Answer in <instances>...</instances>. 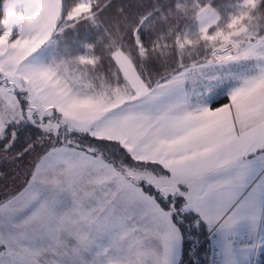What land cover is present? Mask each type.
<instances>
[{
    "label": "snow or ice",
    "instance_id": "snow-or-ice-1",
    "mask_svg": "<svg viewBox=\"0 0 264 264\" xmlns=\"http://www.w3.org/2000/svg\"><path fill=\"white\" fill-rule=\"evenodd\" d=\"M2 167L0 264H261L264 0H0Z\"/></svg>",
    "mask_w": 264,
    "mask_h": 264
},
{
    "label": "rangeland",
    "instance_id": "rangeland-1",
    "mask_svg": "<svg viewBox=\"0 0 264 264\" xmlns=\"http://www.w3.org/2000/svg\"><path fill=\"white\" fill-rule=\"evenodd\" d=\"M0 171L5 173L3 176H0V195H3L6 191H14L19 187L21 179L16 175V170L2 167Z\"/></svg>",
    "mask_w": 264,
    "mask_h": 264
},
{
    "label": "trees",
    "instance_id": "trees-1",
    "mask_svg": "<svg viewBox=\"0 0 264 264\" xmlns=\"http://www.w3.org/2000/svg\"><path fill=\"white\" fill-rule=\"evenodd\" d=\"M261 259H262V262H263L262 264H264V257H261Z\"/></svg>",
    "mask_w": 264,
    "mask_h": 264
},
{
    "label": "built area",
    "instance_id": "built-area-1",
    "mask_svg": "<svg viewBox=\"0 0 264 264\" xmlns=\"http://www.w3.org/2000/svg\"><path fill=\"white\" fill-rule=\"evenodd\" d=\"M260 261H261V264H262V259H261V257H260Z\"/></svg>",
    "mask_w": 264,
    "mask_h": 264
}]
</instances>
